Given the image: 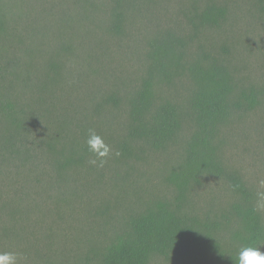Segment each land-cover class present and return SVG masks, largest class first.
Returning a JSON list of instances; mask_svg holds the SVG:
<instances>
[{
  "label": "rangeland",
  "instance_id": "374dc122",
  "mask_svg": "<svg viewBox=\"0 0 264 264\" xmlns=\"http://www.w3.org/2000/svg\"><path fill=\"white\" fill-rule=\"evenodd\" d=\"M213 5L226 9L218 24L202 19ZM0 15V99L16 113L0 114V253H15L16 264H100L134 215L174 200L167 177L197 130V63L229 70L233 101L257 95L233 110L216 142L264 219V0H0ZM157 51L175 58L158 96L182 117L164 148L130 134L129 102ZM91 131L111 149L103 166L91 163ZM239 201L228 178L205 174L185 208L219 221V241L239 253ZM152 264L178 263L156 255Z\"/></svg>",
  "mask_w": 264,
  "mask_h": 264
},
{
  "label": "trees",
  "instance_id": "16d2710c",
  "mask_svg": "<svg viewBox=\"0 0 264 264\" xmlns=\"http://www.w3.org/2000/svg\"><path fill=\"white\" fill-rule=\"evenodd\" d=\"M202 16L204 22L218 24L226 16V9L213 5ZM2 21L0 15V27L4 25ZM161 55L160 51L154 52L150 74L129 102L131 136L149 140L155 148L166 147L182 127L179 106L158 96L159 83L173 80L169 67L175 60ZM189 71L196 84L191 109L197 130L188 142L184 161L167 177L176 190L174 200L159 201L134 215L129 229L101 251L100 264H152L156 255L172 257L178 264H209L212 258L225 264H238L239 253L225 249L217 237L220 222L186 211L192 187L200 184L205 174L228 178L241 197L233 206L242 222V230L235 234L241 248L248 245L260 248L264 242V219L254 204L253 193L238 175L225 169L216 142L220 127L228 123L233 110L245 103L254 106L257 95L253 90L243 91L241 99L233 101L236 83L223 65L197 63ZM12 108L10 101L0 99V114L10 121L16 119Z\"/></svg>",
  "mask_w": 264,
  "mask_h": 264
},
{
  "label": "clouds",
  "instance_id": "9594fccd",
  "mask_svg": "<svg viewBox=\"0 0 264 264\" xmlns=\"http://www.w3.org/2000/svg\"><path fill=\"white\" fill-rule=\"evenodd\" d=\"M86 143L88 150L96 157L91 163L96 164L97 160H99L100 166H103L105 163L104 158L108 157L111 151L110 147L94 131L89 133ZM16 262L17 255L15 253H0V264H16ZM238 264H264V252H261L260 248L255 245L242 247L238 254Z\"/></svg>",
  "mask_w": 264,
  "mask_h": 264
}]
</instances>
